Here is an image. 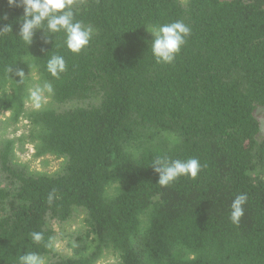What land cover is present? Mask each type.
<instances>
[{
  "label": "trees",
  "instance_id": "16d2710c",
  "mask_svg": "<svg viewBox=\"0 0 264 264\" xmlns=\"http://www.w3.org/2000/svg\"><path fill=\"white\" fill-rule=\"evenodd\" d=\"M72 7L94 29L77 54L63 32L46 33V44L38 31L26 45L23 7L0 0V28H11L0 33V112L29 123L35 158L61 160L57 171L32 172L14 160L13 141L0 143V264L26 252L47 264H96L107 253L109 264H264V141L255 117L264 108V0ZM177 20L191 35L172 64H159L147 29ZM54 53L67 64L59 79L46 71ZM32 74L52 84V107L27 113ZM164 154L206 166L161 187L151 164ZM241 193L248 200L237 225L230 205ZM77 211L80 229L61 256L55 226Z\"/></svg>",
  "mask_w": 264,
  "mask_h": 264
},
{
  "label": "clouds",
  "instance_id": "9594fccd",
  "mask_svg": "<svg viewBox=\"0 0 264 264\" xmlns=\"http://www.w3.org/2000/svg\"><path fill=\"white\" fill-rule=\"evenodd\" d=\"M9 5L23 7V20L19 28V37L28 46L33 43L36 33H43L44 43H48L53 35L64 33V46L73 54L81 52L92 40L94 29L86 26L75 19L76 13L73 10L74 0H8ZM10 30L9 26L0 28V33ZM151 54L159 64H172L181 48L186 44L191 35L190 27L183 21L177 20L165 24H153L150 29ZM35 67V66H33ZM67 70L65 58L60 54H52L46 62V71L53 78L59 79L61 74ZM13 69H9L12 72ZM15 75L22 82L25 79L23 70L15 71ZM53 86L48 81H43L30 90L29 100L36 109L42 108L51 97ZM178 137H171L170 143L178 144ZM197 158L173 159L167 154L157 156L151 164L154 173L158 175L157 184L167 187L181 177L195 179L203 167ZM54 199V192L48 195V203ZM246 193L238 194L230 205L229 219L233 224H239L244 215V205L247 203ZM34 243H41L44 239L40 232L30 233ZM45 247L51 248V240ZM17 264H47L46 257L37 252H26L20 255Z\"/></svg>",
  "mask_w": 264,
  "mask_h": 264
},
{
  "label": "rangeland",
  "instance_id": "374dc122",
  "mask_svg": "<svg viewBox=\"0 0 264 264\" xmlns=\"http://www.w3.org/2000/svg\"><path fill=\"white\" fill-rule=\"evenodd\" d=\"M42 82L36 74H32V80L30 81V90L35 88ZM52 107L51 98L48 99L47 103L40 109H36L28 100L25 104V110L27 113L40 111ZM255 117L259 122L260 132L259 139L264 141V108H260L255 112ZM10 114L6 112H0V143L11 140L13 141L14 147V160L27 166L32 172H48L52 173L57 171L60 167L61 160H56L52 157L46 158H35L34 149L32 145L26 143L24 136L28 135L30 126L25 119H21L18 123H12L10 120ZM24 137L22 140L20 138ZM83 214L80 211L75 212L73 218L60 226H55L56 233L59 235V240L56 243V252L61 256L69 254L66 246L67 236L73 231H78L81 226ZM113 257L110 254H105L101 260L96 264H109L113 261Z\"/></svg>",
  "mask_w": 264,
  "mask_h": 264
}]
</instances>
